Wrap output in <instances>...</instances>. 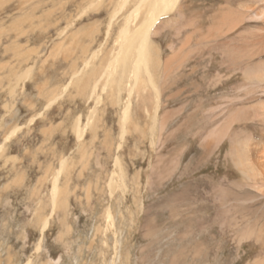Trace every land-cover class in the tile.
Here are the masks:
<instances>
[{"label": "rangeland", "instance_id": "1", "mask_svg": "<svg viewBox=\"0 0 264 264\" xmlns=\"http://www.w3.org/2000/svg\"><path fill=\"white\" fill-rule=\"evenodd\" d=\"M91 1L0 0V264H256L254 242L220 215L222 190L239 179L232 143L225 138L203 152L225 104L220 85H213L217 72L206 75L210 66L219 69L224 48L218 39L211 50L209 10L224 4L182 0L155 24L157 117L154 95L133 97L120 140L124 96L118 106L113 94L97 91L89 101L65 86L93 54L99 57L94 67L114 55L137 1L123 8V0H98L95 8ZM141 19L142 13L131 29ZM90 30L94 40L85 53L72 46L71 35L79 33L80 46L86 45ZM175 54L183 58L180 69L166 63ZM28 70L31 77L19 83ZM214 107L220 110L210 126L190 131ZM91 111L94 128L84 133L81 161L73 129L76 121L84 126ZM64 160L69 166L58 179L64 202L53 210L51 185Z\"/></svg>", "mask_w": 264, "mask_h": 264}, {"label": "bare ground", "instance_id": "2", "mask_svg": "<svg viewBox=\"0 0 264 264\" xmlns=\"http://www.w3.org/2000/svg\"><path fill=\"white\" fill-rule=\"evenodd\" d=\"M128 1L123 0L121 8L127 5ZM136 1L134 8L120 29L118 46L114 51V55L111 53V57L104 64L94 67V62L99 57L97 54H93L84 62L83 69L72 72L70 81L65 86L66 91L73 87L80 95L88 94L87 100L89 101L97 95V91L103 94H113L110 98L112 97L113 103L118 106L122 105V96H124L125 102H123L119 125L121 127L120 140L123 139L126 133L133 97H141L144 93L149 97L154 95L155 106L152 105V107L154 108L153 119L156 120L161 89H157L153 70H158L160 67V57L158 47L151 42V35L159 19L169 15L175 9L179 10L182 2V0ZM220 1L224 6L216 7V9L210 8L209 10V36L212 40L211 50L217 48L215 47L216 40L221 39L223 41V60L219 69L210 66L206 75H211L213 71L217 72L212 77L214 78L213 85H220L223 96H225V104L221 110L220 107L210 109L207 112L210 115L207 114L208 117H201L199 125L197 122V127L196 123H191L193 127H190L192 128L190 131L201 130L202 124L210 126V122L216 116L215 111L220 110L223 116L222 122L211 134L209 133L205 137L203 152L205 154L209 153L214 143H220L226 138L227 141L232 143L231 159L234 167L239 172V179L236 181L230 180L227 182L225 190H222V196L225 195V199L221 200V203L226 205L220 215L228 216L229 224L245 230V236H242V239L248 242L253 241L256 246L257 259L255 263L264 264V0ZM99 4L98 0H92L90 7L95 8ZM121 8L118 9V12ZM141 13L142 19L138 22L140 24L131 29L132 22ZM194 22L196 23V21ZM110 28L111 26L106 31V39L109 37ZM93 32L92 30L84 31L86 37L90 39L86 45L80 46L78 38L81 36H78L79 33L71 35L69 40L71 42L73 40L72 46H76L75 48L80 50L82 48L83 53H85L90 46V42L94 40L92 39ZM81 42L83 44L84 41ZM61 46L60 43L55 50ZM103 46L101 45V47ZM99 50L101 52L102 48ZM176 54L168 58L166 63L168 65L177 63L180 69L182 68L183 58L181 54L179 56ZM197 72V68L191 70V73ZM29 76L31 77L30 70L25 71L19 78V83L24 82ZM146 87L150 90L147 91ZM56 100L57 95L48 99L47 108L54 104ZM99 102L100 95L96 96V104ZM93 115L95 114L91 111L84 126H80L79 122L76 121L73 129L81 161L83 156L87 155L81 142L84 139V133L89 128H94ZM94 118H97V116ZM221 128L222 134L219 132ZM18 129L15 128L11 131L5 141H8ZM165 131L163 133H166ZM213 135L215 137H211ZM120 146L121 144H118L117 151L120 150ZM66 162L68 161H61L60 170L52 181L50 201L53 210L61 202H64L62 192L58 186V179L61 173L67 171L69 163ZM114 165L116 168L119 165L117 158ZM113 177L114 174L109 181V188L113 185ZM180 197L179 204L185 199L183 194H180ZM106 218L107 221L111 222V216L108 212ZM43 224L45 228L47 221H44Z\"/></svg>", "mask_w": 264, "mask_h": 264}]
</instances>
